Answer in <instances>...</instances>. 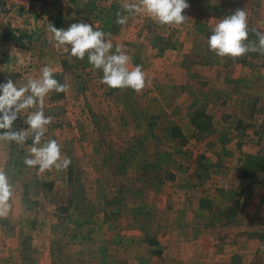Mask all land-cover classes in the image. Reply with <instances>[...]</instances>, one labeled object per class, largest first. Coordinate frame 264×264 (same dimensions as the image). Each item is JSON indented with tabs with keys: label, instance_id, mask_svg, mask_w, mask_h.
Wrapping results in <instances>:
<instances>
[{
	"label": "crops",
	"instance_id": "crops-1",
	"mask_svg": "<svg viewBox=\"0 0 264 264\" xmlns=\"http://www.w3.org/2000/svg\"><path fill=\"white\" fill-rule=\"evenodd\" d=\"M8 1L0 0V50L18 71L23 65L66 69L67 108L82 96L69 51L55 42L49 24L65 28L92 23L93 17L110 33L112 51L119 45L131 56L129 68L142 65L150 83L139 93L125 88L137 96H126L128 109L113 110L129 118L125 132L147 134L139 145L145 150L141 167L150 160L157 172L143 175L144 184L136 187L141 195L128 196L120 171L112 169L109 179L100 170L104 142L76 143L65 134L77 128L66 124L48 127L41 145L58 140L71 165L35 171L24 163L35 134L26 123L17 126L14 131L26 132L28 141L0 139V171L12 186L10 208L0 216V264H264V54L218 57L207 44L215 25L237 9L264 34V0H188L181 25H160L122 7L140 0H14L15 7L2 12ZM87 5L95 9L83 16ZM118 11L128 18L124 25L116 23ZM5 28L27 42L4 37ZM21 76L15 81L19 87L26 81ZM118 89L123 88L113 93ZM141 116L147 121L138 129ZM132 137L121 147L131 149ZM111 144L120 147L116 138ZM93 145L102 158L89 156ZM169 148L166 162L163 152ZM133 162L116 164L127 168ZM111 163L115 166L113 158ZM64 225L74 235L56 238Z\"/></svg>",
	"mask_w": 264,
	"mask_h": 264
},
{
	"label": "clouds",
	"instance_id": "clouds-1",
	"mask_svg": "<svg viewBox=\"0 0 264 264\" xmlns=\"http://www.w3.org/2000/svg\"><path fill=\"white\" fill-rule=\"evenodd\" d=\"M125 11L136 14H146L160 25H181L185 22L184 11L190 7L188 0H140L139 4L122 5ZM127 17L119 11L116 13V23L124 25ZM48 31L58 45H70L73 57L83 60L87 54L88 63L95 69L101 70V83L109 88H131L141 92L145 87L146 74L142 65L129 68L131 56L119 45L112 52L113 44L105 39L103 29L86 22H73L66 29L48 25ZM259 48H249L244 41L248 39V18L245 11L235 10L232 14L221 19L211 30L207 44L210 51L218 57L238 59L249 51L264 54V34L257 32ZM68 51V48L64 49ZM111 53V54H109ZM69 85L61 84L54 78V69L45 65L38 78H28L27 84L17 87L11 80L0 83V129H6L0 139L14 140L23 143L28 134L24 131H12L14 122L22 109L33 108L39 101V109L27 116V124L33 131V147L24 163L28 167H38L40 172L66 170L72 163L71 157L62 154V145L56 139H49L41 145V138L52 123V117L44 113V98L50 92H66ZM31 95L25 96V93ZM39 145V146H37ZM12 196V186L7 175L0 171V216L7 214Z\"/></svg>",
	"mask_w": 264,
	"mask_h": 264
},
{
	"label": "rangeland",
	"instance_id": "rangeland-1",
	"mask_svg": "<svg viewBox=\"0 0 264 264\" xmlns=\"http://www.w3.org/2000/svg\"><path fill=\"white\" fill-rule=\"evenodd\" d=\"M6 4V1L4 2ZM1 4V11L2 12H7L8 10L11 11L13 7H15L16 3L14 0H9L7 2V5ZM249 6H251V3H248ZM235 7H231L230 9L233 10ZM95 6L87 5V6H82V12H84L83 16H88L91 15V10H94ZM94 14V13H93ZM95 15V14H94ZM92 18V23L89 22L90 24L93 25L94 28L99 27V24L96 23V20H93ZM83 22V21H82ZM87 23V21H86ZM69 26V25H68ZM66 26L65 29L68 27ZM9 30H12L11 28H5L3 31L4 33H8ZM249 30H259L260 33L263 34V30L260 29L259 27H255L252 25H248V31ZM105 31V30H104ZM106 32V31H105ZM107 33V32H106ZM255 34H252V37ZM105 39L107 41H110L112 43L111 38L109 36H105ZM20 42H27V38H21L19 40ZM259 39H255L253 44L250 46L246 44L249 48L255 46L257 48V43ZM118 41L115 42L117 44ZM115 46V45H114ZM65 48H68V55L71 57V63L73 65L74 69V78L76 80V87H77V95L82 96L81 100L78 101V103H73L70 108H67L64 101H63V96H65V92H50L47 96L44 98V113L46 116H51L52 117V123L47 126L52 127V126H59V125H64L66 126H73L76 127L78 131H69L68 133L65 134V136H72V139L76 141V143H79L80 141H90L92 142H104V148H103V153L100 151L99 148H96L95 145L92 147L93 149L91 150L93 153L90 154L89 156L91 157H96L97 159L102 158V164H101V169L104 170L105 176H107L109 179H111L110 174L112 169H117V171L121 172V179L124 180V192L129 196L132 195L133 197L137 196L138 194L141 195L143 192L142 190L140 191L139 189H136L137 186L143 185V175H153L156 173V167L153 165L149 164L150 160H148V165L145 169H143L141 166L143 165V157L142 154H144L145 150L140 149L139 145L142 142V138L147 135L141 132H125V129L128 128L127 126V121L126 119H129L127 116L122 114V111L120 113L118 111H115L113 109L117 110H122V109H128V105L131 102L129 98L131 96H137L136 93L132 95L128 89H118L119 93L117 92L114 94V90L112 88H109L107 85H104L101 83L102 79V71L95 69L91 64L88 63L87 59V54L83 60L77 59L76 57H73L70 53V45H65ZM123 49V47H122ZM258 49V48H257ZM4 51L0 50V60H2V64L0 66V83L6 82L7 80L11 79L16 86L19 88V83L17 84L15 81H18V73H22V76L24 81L21 86H24L28 82V78L30 76H37L39 77L41 75V70L37 68H32L31 66L23 65L22 69L15 70V64H14V59L9 57L8 54L3 53ZM114 52V51H112ZM111 54V53H109ZM257 54L261 55L262 53L257 51V52H252L249 51L246 55L240 57L243 59L258 56ZM63 56H65V53H62ZM66 59V57H65ZM61 70H56L54 72V78L58 80L59 83L65 84V81L67 82V78H65L66 75V69L60 68ZM39 73V74H38ZM21 75V74H20ZM35 77V78H37ZM19 82V81H18ZM134 91V90H133ZM31 95V94H30ZM52 96H55V100L52 101ZM121 96V101H119V97ZM126 96H130L127 98ZM113 97V98H112ZM134 100V99H133ZM133 103V102H132ZM135 103V100H134ZM118 104L121 106L118 108ZM137 105L143 104V101L138 99L136 102ZM40 107L39 102L34 107L33 112L38 110ZM69 107V106H68ZM70 109V112L67 114L66 111ZM142 109V108H141ZM66 112V113H65ZM114 113V115H113ZM143 114V113H142ZM27 115L25 113L22 114V111L18 114V119L14 122L12 131L16 130L17 126H23L24 123L27 124ZM139 124L137 123V128L140 129L142 124H145V121H147L143 116L138 118ZM79 125H81L82 130L84 132L80 131ZM70 129V128H69ZM68 129V130H69ZM85 129H87L85 131ZM119 131V132H118ZM117 132V133H116ZM172 133H176L175 127L171 129ZM130 134L133 136V144L131 149H125L122 146L125 140H127L128 136ZM177 134V133H176ZM47 136V132L45 133ZM61 136L63 134H60ZM116 138L119 142V148L113 147L111 144L112 139ZM27 140V139H26ZM25 140V141H26ZM28 141V140H27ZM131 142V141H130ZM143 148V147H142ZM102 150V149H101ZM83 151V150H82ZM116 155V156H115ZM163 160L166 162H169L171 159V149L169 148L168 150H164L163 152ZM117 157V158H115ZM112 158L114 159L115 166L112 165ZM124 159L125 162H129V160H134L133 164L130 166H120L117 165L116 162L117 160ZM73 160V159H72ZM35 171H39L38 167H35ZM129 177L131 179H129ZM49 181H44V185H47ZM114 182L116 185H118L119 181L117 180H109L107 183H112ZM75 186H79V182L75 181L73 182ZM106 183V181L104 182ZM133 185V186H132ZM131 198V197H130ZM141 203V202H140ZM144 204L141 203L140 206H143ZM66 208V207H65ZM145 210L148 209L146 206L143 207ZM147 214V213H146ZM64 220L63 218L62 223L66 224L65 218L68 217L67 214L64 213ZM146 216L143 217L145 219ZM65 222V223H64ZM75 229H72V231L67 228L66 225L61 227V230L59 233L56 235V238L60 236V234H63V238L67 239L70 236L72 237L74 235ZM61 247V248H60ZM56 248L58 249V252H63V249L65 246L63 245V241H58L56 244Z\"/></svg>",
	"mask_w": 264,
	"mask_h": 264
},
{
	"label": "trees",
	"instance_id": "trees-1",
	"mask_svg": "<svg viewBox=\"0 0 264 264\" xmlns=\"http://www.w3.org/2000/svg\"><path fill=\"white\" fill-rule=\"evenodd\" d=\"M257 32H260V31L259 30H253V31L249 30L248 31V39L246 41H244V43L251 46L255 39H259L258 36L256 35ZM252 34H255V35L252 37ZM3 36L7 37V38H12V39L16 38L17 40H20L21 38H26V36L16 37V35L12 33V30H9L8 33H4ZM257 48H259V43H257ZM240 59L244 60L243 58H240Z\"/></svg>",
	"mask_w": 264,
	"mask_h": 264
},
{
	"label": "built area",
	"instance_id": "built-area-1",
	"mask_svg": "<svg viewBox=\"0 0 264 264\" xmlns=\"http://www.w3.org/2000/svg\"><path fill=\"white\" fill-rule=\"evenodd\" d=\"M16 1V0H15Z\"/></svg>",
	"mask_w": 264,
	"mask_h": 264
}]
</instances>
